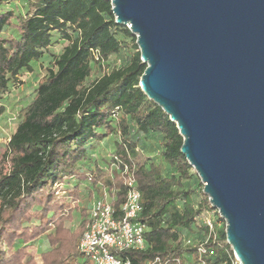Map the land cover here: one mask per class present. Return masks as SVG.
Instances as JSON below:
<instances>
[{"label":"trees","instance_id":"1","mask_svg":"<svg viewBox=\"0 0 264 264\" xmlns=\"http://www.w3.org/2000/svg\"><path fill=\"white\" fill-rule=\"evenodd\" d=\"M13 1L0 0V97L35 63L47 64L22 119L0 146V264H38L28 250L38 239L46 244L42 264H93L78 248L82 223L75 230L67 225L73 209L55 186L90 184L99 194L115 188L113 205L119 208L125 186L121 174L108 169L110 154L136 163L147 229L146 247L125 253L131 264H239L225 220L204 188L192 185L198 174L181 151L177 124L141 89L147 64L136 35L116 23L111 1L20 0V7H12ZM60 39L64 46L57 52ZM124 53L128 60L110 68L111 57ZM102 62L108 69L88 82ZM110 135L113 149L99 152ZM142 135L157 139V157L141 154ZM209 210L222 222L215 219L211 233L198 222ZM195 231L203 239L184 237Z\"/></svg>","mask_w":264,"mask_h":264},{"label":"water","instance_id":"2","mask_svg":"<svg viewBox=\"0 0 264 264\" xmlns=\"http://www.w3.org/2000/svg\"><path fill=\"white\" fill-rule=\"evenodd\" d=\"M137 37L140 86L226 222L239 264H264V0H109Z\"/></svg>","mask_w":264,"mask_h":264},{"label":"built area","instance_id":"3","mask_svg":"<svg viewBox=\"0 0 264 264\" xmlns=\"http://www.w3.org/2000/svg\"><path fill=\"white\" fill-rule=\"evenodd\" d=\"M93 53L99 60L98 52ZM109 166L122 176L125 186L124 201L119 208L113 205L117 193L115 188L103 187L101 193L94 196L88 216L84 219L85 226L78 248L93 264H131L125 253L146 247L147 229L146 223L141 219L143 206L136 177V163L124 160L117 154H110ZM88 181H92L90 174ZM64 186L65 183H59L55 189L59 190L58 193H65ZM203 223L209 227L210 233L214 231V220L211 217L205 216ZM199 250L205 252L203 247ZM176 263L182 264L178 259ZM200 264H205V261L201 260Z\"/></svg>","mask_w":264,"mask_h":264},{"label":"rangeland","instance_id":"4","mask_svg":"<svg viewBox=\"0 0 264 264\" xmlns=\"http://www.w3.org/2000/svg\"><path fill=\"white\" fill-rule=\"evenodd\" d=\"M20 3V0H16V2H11L10 6L20 7ZM63 46L64 40L60 39L56 42V45L53 47V49L59 52L61 51ZM124 60H128V55L125 53L122 55V57L116 55L112 56L109 60L110 68L121 65ZM46 64L47 63H44L43 65V63L41 62L35 63L34 70L32 72L25 73L23 76H21L20 82H17L16 84L11 86L10 92L8 93L6 98L2 99V97H0V108L2 107V111H0V146L6 145V143L9 141L11 134L15 131L17 124L22 119V108L26 104H28L30 100L34 97L35 89L46 73V69L44 68ZM107 69L108 66L105 62H102L101 65L96 64V69L93 75L88 79V82L93 81L95 77L100 76ZM158 144L159 143L157 139L149 140L142 135L138 143V148L144 157L148 156L149 154L152 156L155 155V157H157ZM100 145L102 153L104 152V154H106L108 151L107 149H113L114 147V137L110 135L103 141V144L101 143ZM147 149H153V152L149 153ZM108 169L110 170V166H108ZM199 178V175L195 174L193 176L192 185L194 187L204 188V184L201 180V182L199 181ZM90 187V184L89 186L81 184L75 186L74 183L69 182L65 183V193H58L59 190L55 189V194L57 195V197L64 198L67 201H70L68 209L70 208L69 210H73L71 211V218L67 221V225L70 226L73 230L78 229V226L81 223L82 230H84L85 220L88 216V211L95 195V193L92 192ZM66 211L67 210H60L58 214H62ZM205 216L211 217L213 220H217L214 211L209 210L205 211L200 216V218H198V222L200 224L203 223ZM217 223L219 225H222V222L218 220ZM184 237L192 238L195 240L203 239V236L197 231H195L193 234L190 232H185ZM45 247V242L41 239H38L28 249L29 252L36 258L38 264H42L41 252L44 250ZM186 263L189 264V262Z\"/></svg>","mask_w":264,"mask_h":264},{"label":"crops","instance_id":"5","mask_svg":"<svg viewBox=\"0 0 264 264\" xmlns=\"http://www.w3.org/2000/svg\"><path fill=\"white\" fill-rule=\"evenodd\" d=\"M104 140H105V139H104ZM101 143L103 144V141H102ZM99 152L102 153V151H101V145H100V147H99ZM90 188H91L92 192L95 193V195H99V192H96L94 188H93V189H92V187H90ZM95 195H94V196H95ZM83 220H84V219H83ZM83 220H82V221H83Z\"/></svg>","mask_w":264,"mask_h":264}]
</instances>
